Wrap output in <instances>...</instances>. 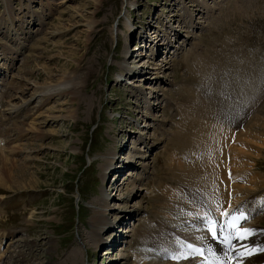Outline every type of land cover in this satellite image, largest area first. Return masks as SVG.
I'll list each match as a JSON object with an SVG mask.
<instances>
[{
  "label": "rangeland",
  "instance_id": "obj_1",
  "mask_svg": "<svg viewBox=\"0 0 264 264\" xmlns=\"http://www.w3.org/2000/svg\"><path fill=\"white\" fill-rule=\"evenodd\" d=\"M189 1L0 0L4 264L137 262L134 245L155 230L144 215L153 225L164 218L160 186L173 183L165 145L178 108L189 104L184 90L193 72L182 58L194 49L209 59L208 49L220 56L238 44L242 53L263 46L264 0ZM155 34L158 45L151 42ZM74 75L84 82L76 80L71 89L63 83ZM262 146L252 158L254 170L264 175ZM230 152L241 165L249 155L244 143ZM3 157L14 159L26 175L7 178ZM93 209L104 214V222L130 210L123 239L110 232L119 228L114 224L103 230L100 224L95 236ZM111 235L113 245L103 244ZM161 235L155 233L162 244ZM153 256L139 257L140 264L158 261Z\"/></svg>",
  "mask_w": 264,
  "mask_h": 264
},
{
  "label": "bare ground",
  "instance_id": "obj_2",
  "mask_svg": "<svg viewBox=\"0 0 264 264\" xmlns=\"http://www.w3.org/2000/svg\"><path fill=\"white\" fill-rule=\"evenodd\" d=\"M193 3L194 0H191L188 5L193 6ZM245 5L247 6V3ZM172 17L174 18L173 15ZM168 36L166 34L167 38ZM166 37L163 38L167 39ZM159 41L160 37L157 34L151 39V42L156 45ZM259 43H263V46H256L246 52L243 51L244 53L241 51L243 44L241 46L238 44L231 53H223L220 56L215 55L209 49L205 50V55L209 59L194 53V48L188 56L185 55L186 53L184 54L186 58L181 57L185 67L193 71L190 72V84L184 90V95L189 104L186 107L178 108L177 114H179L177 120L174 121L176 123L166 140L165 148L169 151L170 157L167 169L173 183L160 186L165 196L162 204L165 216L163 214L164 218H159L158 224L155 225L164 228L179 226L180 218L187 214V218L190 219L189 222L195 228L179 227L182 231L179 232L188 236L187 238H193V241L205 244L207 253L216 260L217 264H264V250H262L264 247L259 249L260 246L264 245V231H258L256 228L264 219V214L262 217L250 218L246 222V229L248 230L246 238L239 239V243L229 256H227L228 249L209 240L203 227L205 215L216 214L218 218H221L226 212L234 207H239L242 202L256 195L260 189H264V175L254 170L256 163L252 158V156L258 157L260 148L264 145V40H259ZM161 46L162 44L159 45V48ZM10 53L11 60L14 58L12 55L14 52L10 51ZM208 54L211 56L209 57ZM159 68L161 65L158 66ZM76 80L81 83L84 82L79 76L74 75L67 78L63 84L74 89L78 84ZM32 87L33 89H31ZM194 87H197V90ZM26 89H31L33 92L39 91L38 88L29 87V85L26 86ZM33 94L30 93V95ZM243 143L249 155L241 165L238 161L231 159L230 151L237 149L238 145ZM262 147L264 148V146ZM131 158L133 155L128 156L129 162H131ZM3 159V165L6 161L11 162L8 167L2 165V171H5L7 178L11 179L14 176L20 178L26 175L27 171L23 167L18 168L12 164L14 159L8 157H3ZM113 165L115 167L117 164L114 163ZM15 168H18V173L14 171ZM2 179L0 176L1 182ZM25 183H20L21 185H17V188ZM28 185L34 184L29 181ZM123 207L126 209V206ZM93 213L92 231L95 236L99 234L98 226L100 224L104 225L101 230L105 226L113 227V224L117 227L120 226L117 225L118 221L126 224L132 217L130 210H127L120 216H113V220L117 221L104 222L101 217L104 215L102 212L93 209ZM126 214H128L127 217ZM120 217L123 219L122 221ZM176 218L177 221L173 222ZM147 231L148 229L146 230L148 234ZM171 231L176 230L169 227V235L172 240L174 238ZM155 233L157 234L156 230L152 232L153 237H155ZM2 236L3 239L6 236L4 231L0 232V240ZM160 239L165 244L164 233ZM185 250L182 245L176 244L173 253L176 255ZM145 251L147 250H143L144 253ZM135 254L138 255V252ZM186 254L188 258L179 259L180 261L158 260L150 261L149 264H205L201 258L195 257L189 252ZM152 256L144 255L141 257L147 258L148 261ZM136 257V255L132 257L133 261ZM153 258L155 257L153 256ZM141 262L143 263L138 258L135 264Z\"/></svg>",
  "mask_w": 264,
  "mask_h": 264
},
{
  "label": "snow or ice",
  "instance_id": "obj_3",
  "mask_svg": "<svg viewBox=\"0 0 264 264\" xmlns=\"http://www.w3.org/2000/svg\"><path fill=\"white\" fill-rule=\"evenodd\" d=\"M242 219H245V217L243 215H241L239 217H233L231 220L228 221V227H230L232 229H235L237 232H239V229L237 228V221L238 220H242ZM212 228H213V225L211 224V222H209V229L211 230ZM247 233H248V230L245 229L244 230V233H242V234L239 235V238L240 239L246 238V234ZM213 235H215L214 232H213ZM262 250H264V249H262ZM187 251H191V252L197 253V254L200 253V250L199 249L193 248L191 245H188L187 246V249L185 251H182V252H179L176 255H173L171 258L172 259H176V260H179V259H187L188 258L187 254H186Z\"/></svg>",
  "mask_w": 264,
  "mask_h": 264
}]
</instances>
